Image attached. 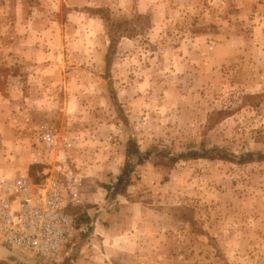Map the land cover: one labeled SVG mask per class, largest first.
<instances>
[{"label": "rangeland", "instance_id": "rangeland-1", "mask_svg": "<svg viewBox=\"0 0 264 264\" xmlns=\"http://www.w3.org/2000/svg\"><path fill=\"white\" fill-rule=\"evenodd\" d=\"M46 127L83 202L38 264H264V0H0V176Z\"/></svg>", "mask_w": 264, "mask_h": 264}, {"label": "built area", "instance_id": "built-area-1", "mask_svg": "<svg viewBox=\"0 0 264 264\" xmlns=\"http://www.w3.org/2000/svg\"><path fill=\"white\" fill-rule=\"evenodd\" d=\"M39 135L46 152L56 157L53 168L39 181L0 176V246L54 263L76 232L70 209L83 202V177L71 170L67 157L79 138L61 139L47 127Z\"/></svg>", "mask_w": 264, "mask_h": 264}, {"label": "trees", "instance_id": "trees-1", "mask_svg": "<svg viewBox=\"0 0 264 264\" xmlns=\"http://www.w3.org/2000/svg\"><path fill=\"white\" fill-rule=\"evenodd\" d=\"M112 46H114V42L111 41L109 47H112ZM107 58H108V57H107ZM107 64H108V59H107ZM198 156H200L201 158L203 157V155H200L199 153L197 154V153H192V152H190V153L187 154V157H189V158H198ZM251 158H252L251 153L241 154V155L239 156V158H238V161H239V162H245V161H247V160H250ZM127 173H128L127 170L122 172L121 176H120L119 179H118V185H119V184L122 182V180H123L122 175H127ZM8 250L14 254V255H11V256H14V257L16 256L17 259H21L22 257H25L24 255H22V254H21L20 252H18V251H12V250H10V249H8ZM19 257H20V258H19ZM29 258H31V257H29ZM26 259H27V258H26ZM21 260H25V258H23V259H21ZM27 260H29L30 262H32V264H38V262H37L38 260H36V259H34V258L27 259Z\"/></svg>", "mask_w": 264, "mask_h": 264}, {"label": "water", "instance_id": "water-1", "mask_svg": "<svg viewBox=\"0 0 264 264\" xmlns=\"http://www.w3.org/2000/svg\"><path fill=\"white\" fill-rule=\"evenodd\" d=\"M0 254H3V255H8V256H11V255H14L12 252H10L8 249L4 248V247H1L0 246Z\"/></svg>", "mask_w": 264, "mask_h": 264}, {"label": "crops", "instance_id": "crops-1", "mask_svg": "<svg viewBox=\"0 0 264 264\" xmlns=\"http://www.w3.org/2000/svg\"><path fill=\"white\" fill-rule=\"evenodd\" d=\"M94 196H95V194L93 195V197H92V198H94ZM87 197L89 198V197H90V195H87ZM90 211H91V210L87 211V212H88V214H89V216H90ZM96 226H97V224H96Z\"/></svg>", "mask_w": 264, "mask_h": 264}]
</instances>
